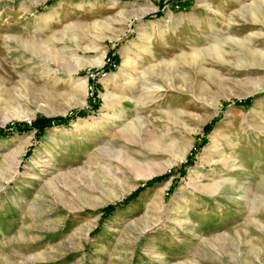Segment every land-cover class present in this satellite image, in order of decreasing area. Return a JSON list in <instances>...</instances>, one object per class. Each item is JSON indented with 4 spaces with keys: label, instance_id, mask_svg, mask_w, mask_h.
<instances>
[{
    "label": "rangeland",
    "instance_id": "obj_1",
    "mask_svg": "<svg viewBox=\"0 0 264 264\" xmlns=\"http://www.w3.org/2000/svg\"><path fill=\"white\" fill-rule=\"evenodd\" d=\"M169 1L0 0V264H264V0Z\"/></svg>",
    "mask_w": 264,
    "mask_h": 264
},
{
    "label": "bare ground",
    "instance_id": "obj_2",
    "mask_svg": "<svg viewBox=\"0 0 264 264\" xmlns=\"http://www.w3.org/2000/svg\"><path fill=\"white\" fill-rule=\"evenodd\" d=\"M130 59L129 58H125V60H124V67L125 66H130L129 64H130ZM97 64H102L101 63V61H99V63H97ZM132 64H134V63H132ZM136 67V66H135ZM136 70V69H135ZM109 77H112V75L111 76H109ZM128 80V79H127ZM79 81H81L80 82V91H81V95H82V97L84 96V93H85V89H86V81L85 80H79ZM129 83V82H128ZM129 85H132V86H135V83L134 82H132L131 81V83L129 84ZM155 88L154 89H152V90H150V91H148V92H146V93H148V94H156L157 93V90H158V88L159 87H156V86H154ZM151 98V97H150ZM104 99H105V107H106V109L109 111L106 115H105V118L106 119H108V118H111V119H121L122 117H124V113L122 112V111H119V113H118V116H115L114 114L113 115H111L110 113H113L112 111H114V109H115V105H118L121 101H123V92H122V89L120 88V89H116V91H114L113 93H107L106 94V96L104 97ZM84 103H85V101H83ZM82 102V103H83ZM116 114V113H115ZM112 121V120H111ZM217 154H219L217 151L216 152H213V153H211V155L212 156H217ZM210 155V154H209ZM232 163V161H226L224 164H227V165H224L225 166V168H228V170H231L232 168H234V166H232V165H228V164H231ZM218 184H221V183H218ZM224 184V183H223ZM227 184V183H226ZM228 184H229V182H228ZM231 187H233V186H231ZM240 190V189H239ZM234 191V190H233ZM238 192V191H237ZM239 192H241V191H239ZM250 190H249V188L247 187V186H244L243 187V196L240 198L241 200H240V202L241 203H243V204H245V206L247 207L248 206V203H249V201L251 200V196H250ZM231 199V198H230ZM233 200V199H232Z\"/></svg>",
    "mask_w": 264,
    "mask_h": 264
},
{
    "label": "trees",
    "instance_id": "obj_3",
    "mask_svg": "<svg viewBox=\"0 0 264 264\" xmlns=\"http://www.w3.org/2000/svg\"><path fill=\"white\" fill-rule=\"evenodd\" d=\"M179 0H171L169 1V3L173 4L174 2H178ZM116 63H113L112 65H108L106 64V66L104 67V71L107 72V71H110L112 70L114 67H115ZM83 113L82 112H78V113H72L71 116H81ZM58 117V118H38L36 119L33 124H32V127L35 128L38 132V134H42L43 131L47 128H50L54 125H63V124H66L67 121L69 120V118H72V117ZM12 128H14V130L16 131H19V132H22V131H25V130H28L29 129V126L25 123H15ZM0 134L4 135L5 132L4 131H1Z\"/></svg>",
    "mask_w": 264,
    "mask_h": 264
}]
</instances>
